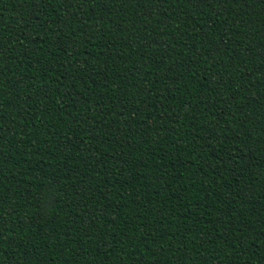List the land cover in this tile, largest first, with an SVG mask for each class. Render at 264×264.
I'll return each mask as SVG.
<instances>
[{
    "label": "trees",
    "instance_id": "obj_1",
    "mask_svg": "<svg viewBox=\"0 0 264 264\" xmlns=\"http://www.w3.org/2000/svg\"><path fill=\"white\" fill-rule=\"evenodd\" d=\"M0 264H264V0H0Z\"/></svg>",
    "mask_w": 264,
    "mask_h": 264
}]
</instances>
